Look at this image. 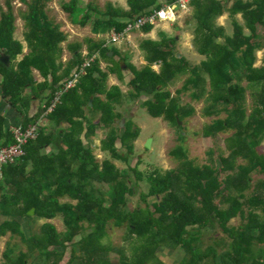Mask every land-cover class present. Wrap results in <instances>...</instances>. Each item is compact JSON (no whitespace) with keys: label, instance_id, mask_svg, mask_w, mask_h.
<instances>
[{"label":"trees","instance_id":"trees-1","mask_svg":"<svg viewBox=\"0 0 264 264\" xmlns=\"http://www.w3.org/2000/svg\"><path fill=\"white\" fill-rule=\"evenodd\" d=\"M2 1L0 57L8 55L10 64L0 61V99L20 113L27 112L17 126L37 124L43 115L53 123L48 133L39 127L36 139L25 146V155L2 170L0 238L11 233L28 246L19 254L7 249L6 264H63L69 246L71 254L65 264H110L111 252L118 253V264H164L158 255L163 248L181 251L178 264H264V181L254 187L252 178L256 173L264 175V153L259 151L264 140V56L263 64L256 66L257 53L264 52V0H190L192 45L204 59L191 65L182 55L177 56L175 39H166L161 32L163 40L140 43L147 62L140 70L120 56L113 44L105 46V42L90 39L85 41L87 55L81 44H74L73 59L64 65L62 44L67 35L47 15L48 0H18L26 5L21 15L29 50L25 54L24 44L15 37L16 0ZM175 1L167 0L166 5ZM163 4L160 0H126L127 10L111 5L100 10L92 2L84 5L72 0L63 9L74 24H90L93 33H121L127 23L166 6ZM226 13L231 18V34L217 24ZM236 15H241L242 23ZM154 26L148 24L140 30L148 33ZM260 32L263 37H256ZM20 56L23 58L17 61ZM93 57L77 86L45 114L56 94ZM99 59L110 64L106 72ZM108 75H114L128 91L122 94L118 87L107 88ZM180 75L187 77L176 94L203 101L205 117L226 114L205 125L202 135L218 141L220 133L232 131L224 141L227 154L218 148L215 158L216 152L210 149L209 165L195 167L184 161L175 170L156 169L143 178L137 172L138 163L132 166L130 162L139 130L129 120L120 128L118 121L123 117L119 109L138 103L151 117L164 118L180 128L179 117L191 108L180 106L167 91ZM248 95L253 104L250 113ZM33 99L43 106L29 116ZM4 125L0 114V147L13 143L12 133L4 132ZM97 126L107 129L100 150L125 163L130 174H120L110 161H98L87 142ZM170 154L177 161L185 158L180 145ZM130 175L136 183L148 184L146 194L140 195L145 207H127L134 194ZM67 196L76 203L61 204ZM58 215L63 217L64 233L52 223H43L38 233L25 234V220L30 227L34 220H52ZM235 218L241 223L229 225ZM109 222L115 227L126 225L125 239L131 241L128 256L123 248L102 243ZM214 227L227 235V247L219 251L216 243L200 251L204 231Z\"/></svg>","mask_w":264,"mask_h":264},{"label":"rangeland","instance_id":"rangeland-1","mask_svg":"<svg viewBox=\"0 0 264 264\" xmlns=\"http://www.w3.org/2000/svg\"><path fill=\"white\" fill-rule=\"evenodd\" d=\"M125 0H81L84 5L92 2L96 5L100 10H104L107 5L111 6H122ZM3 1L0 0V5H2ZM72 0H48L46 5L45 11L48 16H50L55 22L63 25L68 33H71L73 39H83L86 37L91 36L90 29L84 28H76L74 31V27L68 26L71 22L70 16L66 13L63 9L64 5H71ZM26 10V5L20 3L18 0L14 2V13L16 16V32L15 37L16 39L24 42V32L26 30L25 23L21 17L22 13ZM176 14L179 15L180 10L178 8H174ZM191 17V11H187L184 13H180L179 19L176 22H165L168 25L166 30L163 29L162 26L157 28L158 32H163L165 34V38L168 39L174 38V45L176 43V37L186 36L189 43L187 47L189 48V52L186 53L183 49L182 51L179 49L178 51L181 52L182 57L187 60L191 65L198 64L204 57L198 55L196 53L195 48L192 45V25L188 23ZM236 19L243 22L241 15H236ZM181 25L180 27L177 25ZM161 24V23H160ZM217 24L224 25L228 34L232 32L231 26V18L228 14L223 15L219 20H217ZM166 31V32H165ZM248 33V31H246ZM67 33V34H68ZM131 34V33H129ZM159 36V35H158ZM256 36V33L255 35ZM263 37L262 32L256 37ZM75 37V38H74ZM71 39V41L73 40ZM162 37H158L157 41H161ZM122 41V40H121ZM132 42L134 46L130 47V50L133 51L134 54L138 55L137 60H141L140 54L137 53L138 46L140 45L139 39L132 38ZM63 48L67 49V43H63ZM129 48V47H128ZM137 50V51H136ZM174 50H176L174 48ZM67 53V52H66ZM263 56L264 52L259 51L257 53V62L256 66H261L263 64ZM63 57V56H62ZM64 60V59H63ZM137 68H140L142 65L138 64ZM135 67V66H134ZM136 68V67H135ZM154 70L157 72V68L155 67ZM187 75H180L178 76L167 88V91L170 94V97L175 98L178 100L180 106L190 107V112L187 114L179 117V127L177 128L172 125L168 120L164 118H153L151 117L146 108L141 107L138 103L137 104H124V106L119 109L122 113L123 119L118 121L120 125L123 122V126L120 127L123 130L124 121L129 120L131 122V127L133 129H138L139 134L136 140L133 142V151L132 155L130 156V162L132 166L135 163H138L137 172L140 173L143 178L147 177L151 172L154 170L160 171H169L177 169L182 162L184 161H191L195 167H202L205 165H209L211 161H209L207 151L210 149L217 152L218 148L225 150V139L228 138L232 131H225L219 134V140L216 141L211 138H204L202 135V128L212 123V121L216 119H223L226 117L225 113H222L220 116L217 117H205L202 115V108H203V101L194 102L190 99L189 95L186 93L183 94H176L178 90L182 87L184 80L186 79ZM246 86V84L244 85ZM128 89L125 88L124 92H127ZM253 109V104L250 99V95H248V113L251 112ZM43 129H47V125L42 127ZM107 129L97 126L94 132V135L90 137L87 142L90 144V147L93 149L95 156L97 157L98 161L102 163L103 161L107 160L113 163L115 168L120 172V174H130L128 167L125 163L113 160L108 153L102 152L100 150V141L105 137ZM150 140V146H147L148 141ZM178 145L182 146L183 151L185 153V158L181 161H177L170 152L175 149ZM259 151L264 153V140L259 147ZM242 162V161H241ZM216 168L220 167L219 161H216ZM131 178V187L134 188V194L130 197V203L128 204V209H133L135 207H145V203L140 200L141 194H146L148 190V184L146 182L136 183L135 179L132 175ZM253 186L257 184L259 181H264V175L253 174ZM95 187L97 189L100 188L99 184L95 183ZM105 190L107 187L104 186ZM50 192V191H48ZM61 204L70 203L75 204L76 201L73 199L72 196H67L60 201ZM26 221V220H25ZM43 223H52L58 232L64 233L66 231V226L63 221V217L58 215L56 218L52 220H45V219H38L32 221L30 227L27 225H23V230L27 236L31 234H36L39 232L40 227ZM241 223L240 218H235L230 221L229 225L237 226ZM91 228H88V232ZM127 229L126 225H122L121 227H115L111 222L106 227V235L102 239V243L104 245H110L116 249L123 248L127 256L129 255V244L130 240L128 241L126 238ZM78 240V239H76ZM218 246L219 251L224 250L227 246V235H225L218 227H214L209 230H205L202 237H201V246L200 251H203L205 247L216 244ZM0 264H6L7 260L4 256V252L12 248L16 254L20 252H26L28 250V246L25 245L20 239L19 236H12L11 233H8L6 236L0 238ZM71 246L65 251L64 261L63 264L67 263L70 254H71ZM158 255L162 258L164 264H178L182 258V253L179 249L173 248H163L158 251ZM118 253L111 252L108 255V261L110 264H118Z\"/></svg>","mask_w":264,"mask_h":264},{"label":"crops","instance_id":"crops-1","mask_svg":"<svg viewBox=\"0 0 264 264\" xmlns=\"http://www.w3.org/2000/svg\"><path fill=\"white\" fill-rule=\"evenodd\" d=\"M160 1H162L164 3L163 5L167 4V2H166L167 0H160ZM119 7H121L122 9L127 10L128 7L126 5V0L122 4V6L120 5ZM217 20H219V19H217ZM57 24H59V23H57ZM179 24L180 23H178L177 25L180 27L181 25H179ZM59 25L61 26L62 30L67 35V41L64 42V43H67V49L63 48V57H62V63L64 65H66L67 63H69L73 59V49H74L73 45L74 44H81L82 45V53H83L84 56H86L87 53H88V43L85 42L86 39H90V40H93V41H96V42H105L107 37H108V32L99 33V34L93 33L92 32V27H91L90 24L85 26V27H81L80 25L74 24L71 21L68 26L74 27V31H75L76 28H80V27L84 28V29H90V31H91V33H90L91 36H89V37H86V38L83 37V39H81V40L78 39V38H75V37H74L75 39H73V36L71 35V33H68V31H66L64 29L67 26L64 27L61 24H59ZM219 25H221V24H219ZM160 26H162L164 30H166L168 28V25H166L165 23H161L159 25L154 26L152 31L148 32V33L142 32L141 30L133 31V32H131V34H128L125 38H123L122 41H119V42L113 44V47L118 52V54H120V56H122V57L127 59L128 63L132 64L133 66H135L137 68V62H138L137 57H138V55L134 54L135 52L133 53V51L130 50V47L134 46V44L132 42V38L139 39L140 43L142 41H145V40L157 41V38L159 36L162 37L161 32H158L159 34H157V31H158L157 28L160 27ZM221 26H224V25H221ZM186 36H180V37L178 36V37H176V43L174 45V48L177 51V56L183 54V53L181 54V52L178 51L179 49L181 51L183 49L186 53L189 52L188 51L189 48L187 47V44L189 43V41H188ZM71 39H73V40L71 41ZM161 40H163V39H161ZM21 42L24 44V47H25L24 53L27 54L28 51H29L28 47H27V44H26L25 41L24 42L21 41ZM137 50L136 51H137V53L140 54V58H141V60H139L138 64L142 65L141 67H143V66L147 65V62L145 61V58H143V54H142L139 46H138ZM111 55H112V53L109 52L108 56H111ZM22 58H23V56H20L17 61H20ZM97 58H99V54H97ZM115 59L117 60L118 58L116 57ZM99 65H100V68H101V70L103 72H106L107 67L110 66V64L107 61L102 60V59H99ZM155 67L157 68V72H158L159 71V66H157V65L153 66V68H155ZM140 68H137V70H140ZM33 76L36 78L37 83H41L42 82V79L39 77V75H38V73L36 71H33ZM106 86H107V88L118 87L122 94L126 93V92H124V89L126 87L123 86L120 82H118L114 75H108ZM90 104L92 105V103H90ZM39 106L42 107L43 104H41L40 101L33 99V103L31 104V109L29 110L28 115L29 116H33V114L36 113V111H37ZM0 114H1L2 117L5 118V125H4V130L5 131L4 132H10V129H11L12 126L21 125L22 122L24 121V119L27 116V112H25V113L18 112L17 110H15V109H13L11 107V104L7 103L3 99H0ZM39 124H40V127H43V126L47 125L48 128L47 129H43L45 133L50 132L51 128L53 127V123L48 121V119L46 117H41V120H39ZM60 127H63V125H61ZM0 142H1V140H0ZM23 224L28 226V222L25 223V221H24ZM0 253H1V247H0Z\"/></svg>","mask_w":264,"mask_h":264},{"label":"built area","instance_id":"built-area-1","mask_svg":"<svg viewBox=\"0 0 264 264\" xmlns=\"http://www.w3.org/2000/svg\"><path fill=\"white\" fill-rule=\"evenodd\" d=\"M190 0H176L174 3L164 6L163 8L156 10L147 15H143L137 18L134 21L127 23L123 32L115 33L113 30L108 32V37L105 41V46L109 44H115L125 38L129 33L133 31H138L142 27H145L148 24L157 25L165 22H175L180 17V13L187 12L189 10ZM174 8L180 10L179 15L175 13ZM93 58H87L80 73L75 75L73 79L68 81L63 89L56 94L52 104L48 106L45 111L46 113L52 112L57 104L60 103L62 96L67 93L69 90L75 88L78 84L79 79L85 74L86 68L93 61ZM45 115H43L44 117ZM40 124H31L26 128L21 126H12L10 131L13 136V143L8 146L0 147V178L2 170L10 165H15L18 160L25 155V146L30 142L36 139Z\"/></svg>","mask_w":264,"mask_h":264},{"label":"water","instance_id":"water-1","mask_svg":"<svg viewBox=\"0 0 264 264\" xmlns=\"http://www.w3.org/2000/svg\"><path fill=\"white\" fill-rule=\"evenodd\" d=\"M0 61L3 62L5 65H9L10 64V57L8 55H1L0 57ZM123 126V122L120 123V127ZM147 146H150V140L147 143ZM22 180V178H21ZM33 214V209H31V211L29 212V215Z\"/></svg>","mask_w":264,"mask_h":264}]
</instances>
